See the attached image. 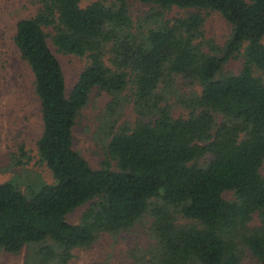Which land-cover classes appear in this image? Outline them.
Masks as SVG:
<instances>
[{
  "label": "trees",
  "instance_id": "1",
  "mask_svg": "<svg viewBox=\"0 0 264 264\" xmlns=\"http://www.w3.org/2000/svg\"><path fill=\"white\" fill-rule=\"evenodd\" d=\"M83 2L35 0L36 14L17 25L40 105L37 153L54 182L0 183V251L26 249L25 264H69L76 250L148 215L154 245L129 250V264H241L242 244L264 264V81L255 76L264 72V0ZM135 4L144 7L137 17ZM210 12L231 27L223 46L206 40ZM56 53L88 60L69 92ZM237 56L241 72L225 73ZM177 81L201 93L175 91ZM96 90L114 97L101 119L109 141L99 169L74 146ZM121 94L133 124H119ZM175 106L185 114L175 117ZM19 152L11 166L30 159Z\"/></svg>",
  "mask_w": 264,
  "mask_h": 264
},
{
  "label": "rangeland",
  "instance_id": "2",
  "mask_svg": "<svg viewBox=\"0 0 264 264\" xmlns=\"http://www.w3.org/2000/svg\"><path fill=\"white\" fill-rule=\"evenodd\" d=\"M94 1L96 0H84L83 6ZM34 3L35 0H0V183L14 181L23 189H26L28 184L41 181L48 184L54 182L52 173L47 167L41 165L37 153V141L41 136L43 125L39 101L34 91L33 77L28 65L21 59L14 42L18 23L36 14L38 7ZM143 10L144 7L139 4L132 7L134 17L141 14ZM204 15L206 40L223 46L230 37L231 27L219 13L210 12ZM56 55L62 64L69 92L85 69L88 60L86 57L75 55L59 53ZM242 68V57L237 56L225 65L224 72L239 74ZM255 76L264 81L263 71L255 70ZM174 90L186 95H191L192 90L201 93L199 87L191 88L180 81L176 82ZM125 94L131 95L130 92ZM125 94H121L120 97L123 100V107L118 115L119 124H133L137 115L133 103H127ZM113 99L114 97L106 93L94 91L75 127V149L94 169H99L105 158L104 145L109 141V137L101 134V119L106 107ZM184 114L182 108L176 106L173 108L175 117ZM20 146H24L30 159L23 158L26 161L23 166H11L10 159L12 155L20 154ZM6 167L8 170H2ZM262 175L264 177V165ZM224 198L231 201L234 200V195L226 192ZM85 208L70 214L68 221L72 224L77 223ZM144 219L128 232L117 236L102 235L90 248L76 250L69 264H129V250L135 249L139 244L147 245L148 248L154 245L150 236L151 219L148 215ZM259 224L258 216L254 215L249 227L255 229ZM140 246L139 249L142 248ZM240 249L241 264H260L244 244L240 245ZM27 253L26 249L18 255L0 251V264H25Z\"/></svg>",
  "mask_w": 264,
  "mask_h": 264
}]
</instances>
